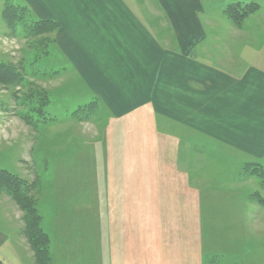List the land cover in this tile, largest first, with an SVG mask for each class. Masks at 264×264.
Here are the masks:
<instances>
[{
  "label": "rangeland",
  "instance_id": "1",
  "mask_svg": "<svg viewBox=\"0 0 264 264\" xmlns=\"http://www.w3.org/2000/svg\"><path fill=\"white\" fill-rule=\"evenodd\" d=\"M127 2L160 46L159 114L112 113L89 88L88 27L69 25L82 0H0V64L20 78L0 83V226L18 263L264 264V160L167 117L185 116L174 76L207 99L217 79L264 73V0H181L197 29L177 35L155 0Z\"/></svg>",
  "mask_w": 264,
  "mask_h": 264
},
{
  "label": "crops",
  "instance_id": "2",
  "mask_svg": "<svg viewBox=\"0 0 264 264\" xmlns=\"http://www.w3.org/2000/svg\"><path fill=\"white\" fill-rule=\"evenodd\" d=\"M88 1L87 3L86 0H82L81 8H72L68 11L74 17L72 22L69 20L74 34L77 30L79 33H84L86 26L88 27L89 88L100 95L102 91L99 89L104 90V97L108 96L111 99L109 101L112 113L144 111L159 114L162 59L160 46L154 39L152 30L140 22L128 0ZM155 1L160 12L168 16L172 23L169 32L177 35V33H191L197 29L194 24L191 25L192 27L190 24L189 26L184 24L188 7L184 5L183 8L181 0H173V3L172 0ZM65 15L67 14L63 11L61 15L55 16L60 21ZM178 17L179 23L176 19ZM62 24L64 28L61 32H64L66 26L64 22ZM73 42H77L75 37ZM106 43H111L115 50L107 49ZM173 78L174 80H170V85L174 87L172 88L174 93L178 91L187 97L184 101L186 110L184 119L181 114L177 116L176 112L174 114V111L170 110L167 116L169 120L173 119L176 124L182 123L185 128L201 131L224 143L227 141L237 146L240 143H244L240 144L244 146L248 144L249 148L246 152L249 156L254 160H264L263 72H249L244 80L238 77L232 82L223 78L217 79L215 83H211L209 87L211 91H208L210 97L207 99L196 97L199 92L192 90L188 80L183 81L184 87L180 89L177 77ZM242 94L243 96L240 97ZM131 98H135L136 103L135 100L131 101ZM197 104L201 106V110ZM133 105H136L135 110L132 108ZM196 106H199V110ZM219 122L222 123L218 124ZM124 191L122 187L113 186L107 190V192L121 193ZM102 203H105L107 208L113 205V200L106 196ZM0 222L6 223L5 219L1 218ZM6 224L9 225V222ZM14 233L15 231L11 234ZM11 234L8 229L0 226V261L5 264H19L18 256L14 254L15 245L11 243L17 241V237ZM11 253L14 254L15 259H9Z\"/></svg>",
  "mask_w": 264,
  "mask_h": 264
},
{
  "label": "trees",
  "instance_id": "3",
  "mask_svg": "<svg viewBox=\"0 0 264 264\" xmlns=\"http://www.w3.org/2000/svg\"><path fill=\"white\" fill-rule=\"evenodd\" d=\"M14 8V7H13ZM9 19V24H12L14 22H12L14 19L13 17V13H11L10 15H8L7 17ZM48 25V23H38L37 24V28L39 30H43L45 28V26ZM18 73V70L16 69V67H13L12 65L10 64H0V83H8L7 81H11V82H17L19 83L20 82V78L18 77L17 75ZM91 107V106H90ZM255 174V172L253 173ZM0 182L4 183V181L1 179ZM7 185H9V190L10 191H13V193H16L15 191V185L12 184V182H7L6 183ZM25 210L26 207H25ZM42 233L39 231H36L32 236H31V243H32V247L33 249L35 250L36 254H38L39 258L41 260H43V257H45V254H44V250L43 248H41V242L42 244L45 243V237L43 236V234L41 235ZM42 254V255H41ZM0 264H3L1 261H0Z\"/></svg>",
  "mask_w": 264,
  "mask_h": 264
}]
</instances>
